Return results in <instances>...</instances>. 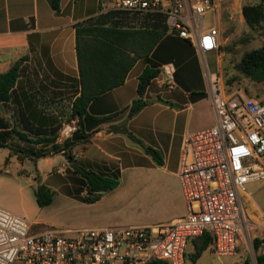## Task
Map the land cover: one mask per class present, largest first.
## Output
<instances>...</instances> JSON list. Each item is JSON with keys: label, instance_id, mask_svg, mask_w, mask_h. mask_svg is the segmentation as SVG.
I'll use <instances>...</instances> for the list:
<instances>
[{"label": "crops", "instance_id": "0c3cea01", "mask_svg": "<svg viewBox=\"0 0 264 264\" xmlns=\"http://www.w3.org/2000/svg\"><path fill=\"white\" fill-rule=\"evenodd\" d=\"M80 1L59 0L54 10L50 0H0V72L23 57L22 72L13 84L10 98L0 103V116L10 126L22 129L28 123L36 130H52L68 120L71 102L78 93L73 25L96 14L99 6L109 4V0H97L96 12L89 15L85 3ZM241 5L238 21L244 24ZM216 26L221 39L219 47L201 53L192 43L183 42L188 55L180 64H191L193 68L186 73L187 79L183 84L173 80L171 86L160 72L145 88V104L131 117L126 108L136 97L137 76L143 66L134 68L140 60L129 69L121 85L90 102L91 115L110 117L92 128L89 138L77 142L71 151L83 168L118 181L91 202L92 215L97 218L90 228L166 223L185 213L176 172L183 135L205 128L196 124L203 106L210 113L211 125L214 123L204 92L207 78L216 67L207 69L204 58L210 55L219 59L224 54L222 47L227 37L221 38L220 19ZM260 30L251 37L264 38V29ZM249 32L245 26V34ZM164 64H171L174 69L172 62ZM198 93L204 94L197 96ZM95 142L97 151L92 148ZM146 147L156 152L159 163L146 152ZM262 183H249L246 192L239 194L245 217L252 222L250 238L264 236V205L251 194ZM108 214L111 216L106 218ZM29 230L38 232L30 226Z\"/></svg>", "mask_w": 264, "mask_h": 264}, {"label": "built area", "instance_id": "2783aa9c", "mask_svg": "<svg viewBox=\"0 0 264 264\" xmlns=\"http://www.w3.org/2000/svg\"><path fill=\"white\" fill-rule=\"evenodd\" d=\"M107 7L162 14L167 32L188 39L201 53L216 50L221 41L216 26L220 0H109ZM161 72L172 82L171 64L162 65ZM218 83L216 74H209L206 98L214 123L182 138L176 172L185 204L182 216L59 235L30 232L26 219L0 206V264H185L188 242L203 233L216 256H233L241 245L250 246L252 222L239 194L249 183L264 182V103L240 90L224 94ZM76 129V118L61 123L54 142L61 144ZM260 239L264 253V236ZM251 262L264 264L253 257Z\"/></svg>", "mask_w": 264, "mask_h": 264}, {"label": "trees", "instance_id": "16d2710c", "mask_svg": "<svg viewBox=\"0 0 264 264\" xmlns=\"http://www.w3.org/2000/svg\"><path fill=\"white\" fill-rule=\"evenodd\" d=\"M58 2L59 0H50L51 8L57 10ZM97 10L96 14L73 25L78 93L71 102L68 120L76 118V131L59 144L54 142V139L60 125L52 130H41V128L36 130L26 123L21 127L22 129H17L0 116V146L6 145L13 136H16L22 142L31 145L49 146L50 151L38 148L35 152L32 146H28L26 150L36 154L35 156L61 153L70 162L73 171L85 179L89 190L84 196L87 202L97 200L102 192L111 190L118 183L115 177L105 176L74 164L75 158L71 151L73 145L86 141L94 132V129H91L103 119L110 117L91 115L88 112L90 102L102 93L121 85L127 72L137 60H145L153 54H160V62L145 65L137 76L136 97L126 108L127 116L131 117L145 104V88L159 75L160 65L173 63L172 80L177 84H183L188 76L186 73L193 69L191 64H180L188 55L182 48V43L190 44L189 40L168 34L162 14L129 12L107 6H99ZM240 13L248 29L264 27V0H258L253 4H242ZM22 60L23 57H20L12 61L5 71L0 72V103L10 98L13 84L22 72ZM230 70L223 73L226 86L238 84L242 78H246L251 83L263 87L261 97H249L264 103V41L260 46L244 51L237 60H232ZM23 147L20 146V149L12 147L9 153L21 151ZM145 150L159 163L153 149L146 147ZM33 195L39 206L47 205L51 201L50 190L42 185L34 189ZM261 241L262 239L257 237L251 241V247L255 252V263L264 261V253L259 252ZM190 242L193 252L189 258L194 260L210 245V237L207 233H203L192 238ZM145 264H165V261L150 260Z\"/></svg>", "mask_w": 264, "mask_h": 264}, {"label": "rangeland", "instance_id": "374dc122", "mask_svg": "<svg viewBox=\"0 0 264 264\" xmlns=\"http://www.w3.org/2000/svg\"><path fill=\"white\" fill-rule=\"evenodd\" d=\"M81 1L86 5L87 14L96 12L97 0ZM257 1L220 0V28L223 29L221 38L227 37L226 44L222 47L224 54L222 53L219 59L216 56L206 55L204 65L210 70L216 67L215 74L219 82L218 86L224 94H229L233 90H240L243 94L253 97H261L263 94L261 85L251 83L246 78H242L238 84L233 83L226 86L223 77L224 72L231 71L232 60H237L244 51L258 47L264 41L263 37H251L255 31L261 33L260 28L250 30L248 34H245V23L241 24L238 21L239 5L253 4ZM204 25H209V23ZM262 28L264 29V27ZM167 33L176 36L175 33ZM160 61V54H153L145 60H140L134 69L136 70L139 66L154 65ZM161 67L162 65L159 66L160 72ZM160 74L162 79L167 81L165 75ZM157 79H160V76ZM169 83L172 86L173 83L167 82V84ZM164 86L161 85V87ZM206 89L207 82L205 95ZM201 109L202 115L196 124L200 123L207 127L212 123L209 118L210 113L204 106ZM96 144L97 142L92 148L97 151ZM17 145L18 147H16ZM20 146H24L21 151L9 153L12 147L19 148ZM28 146H32L34 152L38 148L49 149L48 145L44 147L43 145H31V143L22 142L16 136H13L6 145L0 146V206L26 219L31 229L37 231L48 230L59 235H67L68 233L65 232L90 228L97 217L92 215L94 204L84 199V196L89 193L85 179L73 171L72 165L61 153L35 156L36 154L26 150ZM74 164L83 168L77 163V160ZM123 174L124 172L122 173V181ZM39 185L48 188L51 192V201L44 206H39L33 195L34 189ZM251 194L254 198L258 197L257 202L260 205H264V183L253 189ZM110 216L108 214L106 218ZM252 239L249 241L250 246L248 248L239 247L233 256H216L207 247L194 260L189 258L193 252L192 244L189 242L186 247L185 264H252L251 257L254 258L255 255L251 247Z\"/></svg>", "mask_w": 264, "mask_h": 264}]
</instances>
